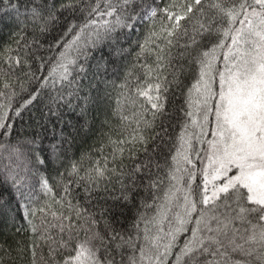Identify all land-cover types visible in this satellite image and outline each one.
<instances>
[{"label":"snow or ice","instance_id":"snow-or-ice-1","mask_svg":"<svg viewBox=\"0 0 264 264\" xmlns=\"http://www.w3.org/2000/svg\"><path fill=\"white\" fill-rule=\"evenodd\" d=\"M0 4V216L29 234L0 243V264H264V0ZM127 56L120 84L98 81L120 89L121 122L98 156L65 165L63 128L11 140L45 95V117H87L83 82Z\"/></svg>","mask_w":264,"mask_h":264},{"label":"trees","instance_id":"trees-1","mask_svg":"<svg viewBox=\"0 0 264 264\" xmlns=\"http://www.w3.org/2000/svg\"><path fill=\"white\" fill-rule=\"evenodd\" d=\"M15 2V0H13ZM0 7H7V5L0 4ZM65 25L61 24L59 30H62ZM56 37V31L45 38V40H52ZM8 41L7 30L0 36V47L3 46L5 42ZM131 40L123 44V47H129ZM133 51L135 48L133 47ZM46 55V53H42ZM108 57L109 52L107 47H104L101 51L95 53V58L92 63L95 64L96 59L101 55ZM132 57L127 56L122 59H117L115 57L111 58L109 67L106 72H102L98 80H85L83 83L85 88L88 89L89 83H93L96 87L90 89L91 96L93 97V102L88 106L87 117H80L78 115L79 109L75 111H69L67 108L62 109V118L65 121L63 125L57 123L56 118H47L44 113L47 111L45 105L47 102V96L38 99L28 110H25L21 117L16 118L14 124V130L12 133L11 140L14 142L18 138H23L26 136H32L36 132H44L45 140L44 143L47 145L54 139H59V133L61 128H63L64 134L70 140V144L65 142L63 144L64 150V164L67 165L71 160L80 159L81 155L91 154L93 158L99 155L96 151L100 148L101 144H107L109 135L113 138H117L121 130V122L118 116L113 115V109L116 107V98L120 89L114 87L111 83L105 84L98 81H115V84H120L123 79L124 72L131 62ZM117 69L113 71V69ZM94 72L95 69L93 68ZM91 77V73H90ZM21 101L17 99L14 101L16 106L19 105ZM82 103V101H81ZM182 103V98L179 93L176 92L170 96L168 101V111L173 117L169 123L175 125V117L178 115L176 108ZM87 120V129L81 127ZM69 122H71L69 124ZM44 126L43 128L41 126ZM178 130V129H176ZM170 132L173 131L172 128L169 129ZM55 134V135H54ZM110 151V148L106 149ZM0 163H7V160L0 161ZM61 165L60 167H63ZM54 165L49 166L48 175L50 177H55L56 173L53 171ZM112 186H110L111 188ZM118 189V185H115ZM100 195H104L103 192ZM79 199L83 201V195L79 196ZM95 204L96 201H93ZM101 203H104L101 201ZM107 204L110 206L112 202L109 200ZM134 209L128 207L125 209V215L122 217L124 221V226L132 219ZM19 219V218H18ZM16 225L12 224L5 214L0 216V243L5 244V246L12 245L15 247L16 241H23L27 243L29 234L28 233H15ZM46 251V250H45ZM20 264H27V259L21 260Z\"/></svg>","mask_w":264,"mask_h":264}]
</instances>
